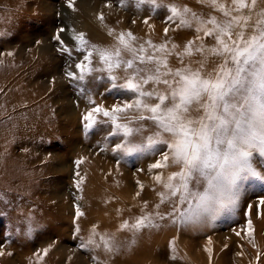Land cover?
Returning a JSON list of instances; mask_svg holds the SVG:
<instances>
[{"label":"rangeland","instance_id":"374dc122","mask_svg":"<svg viewBox=\"0 0 264 264\" xmlns=\"http://www.w3.org/2000/svg\"><path fill=\"white\" fill-rule=\"evenodd\" d=\"M69 2L0 0V264H264V186L255 178L240 185L234 211L185 226L180 212L194 206L196 198L177 202L174 213L163 181L155 178L178 169L152 168L166 146H157L155 155H124L114 150L128 139L122 129L103 116H95L92 128L83 120L94 106L110 110L135 97L119 87L123 65L113 70L118 79L111 81L97 49H119L122 61L135 59L119 43L123 35L132 48L143 46L137 56H160L152 45L164 44L171 68L182 66L178 54L184 65L198 68L202 57L195 48L214 46V38L197 39L194 28L180 26L168 8L149 0H72V8ZM163 3L187 7L205 19H224L208 0ZM217 3L226 10L234 7L231 0ZM189 42L191 57L184 55ZM88 52L91 64L85 60ZM215 62L209 57L206 71ZM77 63L93 69L84 80L69 78V73L79 77ZM136 115L135 110L121 114L120 122L136 127ZM143 124L144 135H150L151 122ZM252 160L264 169V157L255 150ZM189 187L202 194L206 184L193 181ZM144 215L153 217L156 227L122 228ZM26 217L35 222L30 235L25 234ZM93 231L98 243L104 235L115 237L116 249L82 247Z\"/></svg>","mask_w":264,"mask_h":264},{"label":"snow or ice","instance_id":"6c2138e0","mask_svg":"<svg viewBox=\"0 0 264 264\" xmlns=\"http://www.w3.org/2000/svg\"><path fill=\"white\" fill-rule=\"evenodd\" d=\"M149 2L156 7L168 8L180 26L194 28L197 39L214 38V46L205 47L202 43L195 48V53L202 57L198 68L184 65L178 54L182 66L173 69L166 59L171 55L166 45L158 48L152 45L160 56L155 53L137 56V51L144 53L143 46L136 50L121 35L119 43L135 59L122 61L119 49L97 51L111 81L118 79L113 70L123 65L124 82L119 87L134 93L135 97L113 105L110 110L94 106L83 120L87 122V128H92L97 122L95 116H103L117 129H122L128 139L118 143L114 150L124 155L145 152L155 155L157 146H166L167 151L161 153V159L152 168L174 167L178 170L166 178L157 176L155 179L158 183L163 181L174 213L178 211L175 209L177 202L185 204L189 203V196L196 198L197 203L179 215L180 223L196 226L206 219H216L225 210L234 211L240 201L242 182L255 178L264 186V169L258 170L259 166L252 160L254 150L264 157V7H261L264 0H231L234 6L231 10H226L217 0H208L222 13L224 19L220 21L202 18L187 7L165 5L163 0ZM68 7H73L72 0ZM128 35L132 36L131 33ZM77 39L83 42V36ZM184 55H193L192 42L185 46ZM91 57L92 52L85 55L88 64H91ZM209 57H215L216 62L210 71H206ZM75 67L80 75L76 77L69 73L70 79L84 80L93 71L90 67L86 71L84 63H77ZM148 85H151L150 89ZM90 102L95 105L94 100ZM131 110L137 113L136 127L120 122L121 114L127 117ZM144 121L152 124L150 135H144ZM193 181L206 184L202 194L190 191L189 185ZM160 195L161 202H165L164 193ZM0 202H4L3 194H0ZM260 203L264 205V200ZM79 215L81 213L77 211ZM163 218L160 215V219ZM23 223L25 234L30 235L34 231L33 218L26 217ZM145 227H156L153 217L144 215L131 225L127 222L122 225L134 232ZM95 235L93 231L81 246L103 248L106 253L116 249L115 237L104 235L98 243L93 239Z\"/></svg>","mask_w":264,"mask_h":264},{"label":"bare ground","instance_id":"6f19581e","mask_svg":"<svg viewBox=\"0 0 264 264\" xmlns=\"http://www.w3.org/2000/svg\"><path fill=\"white\" fill-rule=\"evenodd\" d=\"M159 257V256H158Z\"/></svg>","mask_w":264,"mask_h":264}]
</instances>
